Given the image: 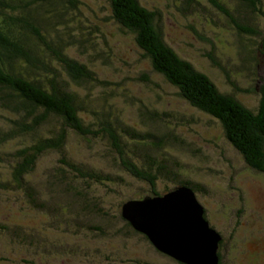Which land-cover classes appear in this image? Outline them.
<instances>
[{
	"label": "trees",
	"instance_id": "16d2710c",
	"mask_svg": "<svg viewBox=\"0 0 264 264\" xmlns=\"http://www.w3.org/2000/svg\"><path fill=\"white\" fill-rule=\"evenodd\" d=\"M207 1L230 15L221 0ZM237 1L251 14L259 11L262 3ZM150 2L109 0L113 22L132 36L153 70L192 108L219 121L237 153L253 170L264 173V85L256 110L246 107L234 94L220 91L209 76L168 44L162 31L161 11ZM181 2L187 9L203 7L198 0ZM76 8V0H0V198L16 195L24 204L19 214L38 208L58 218L63 213L56 210L57 202L66 201L67 211L62 212L85 216L81 221L87 224L81 223L79 228L93 236H108L114 245L122 236L144 237L120 214L125 201L117 209L109 202L119 187H127L128 178L146 185L133 196L134 200L182 186L197 193L202 187L181 178V165L164 154L172 149L180 153L176 144L181 141L173 132L167 133L169 126L160 121V113L146 110L141 115L145 117L141 119L142 128H124L119 134L114 120L105 112L106 104L100 102L103 99L98 97L92 103L81 95L78 88L89 91L98 79L80 56L72 54L77 46L86 49L84 43L91 47L80 26H73L69 20ZM240 30L247 35L258 34L249 25ZM88 55L93 62L91 53ZM153 123H157L154 132L145 128ZM76 142L89 145L91 151L101 145L104 152L91 162L70 146ZM48 155L57 158L45 170V178L50 179L49 193H45L36 177ZM161 180L172 182L174 188L158 190ZM95 187L100 188L96 194ZM118 222L124 223L119 230ZM2 224L0 233L14 235L20 247L39 246L31 228L26 229L22 223Z\"/></svg>",
	"mask_w": 264,
	"mask_h": 264
},
{
	"label": "rangeland",
	"instance_id": "374dc122",
	"mask_svg": "<svg viewBox=\"0 0 264 264\" xmlns=\"http://www.w3.org/2000/svg\"><path fill=\"white\" fill-rule=\"evenodd\" d=\"M150 1L161 11L165 40L180 57L209 76L220 91L234 94L250 109L259 108L264 85V0L253 14L237 0H221L229 16L207 0H198L203 5L198 10L185 8L181 0ZM76 7L69 20L73 26H80L91 47L84 43L86 49L77 46L72 54L80 56L98 79L89 91L78 88L81 95L92 103L98 97L103 99L100 102L106 104L105 112L114 120L119 134L124 128H142L141 119L145 117L141 115L146 110L160 113V121L169 126L167 133L173 132L181 141L176 144L180 153L172 149L164 154L181 165V178L204 189L200 188L196 195L210 225L222 237L217 247L222 264H264V173L253 170L237 153L219 121L192 108L153 70L132 36L113 22L109 0H76ZM243 25L252 26L258 34H243ZM145 128L154 132L157 123ZM155 134L159 135L157 131ZM70 146L91 162L104 152L101 145L92 151L85 143ZM56 158L46 156L37 172V184L45 193H49L50 181L45 178V170L52 167ZM126 182L127 187H119L109 200L115 209L146 189L134 178ZM167 187L172 189L174 184L161 180L157 185L162 192ZM98 191V187L93 190L95 194ZM15 196L0 198V224L22 223L26 229L31 228L39 246L20 247L14 235L1 232L0 264H163L161 259H167L140 234L122 236L114 245L108 236L91 235L78 227L87 224L81 221L85 216L62 212L67 211L66 201L57 202L56 210L63 213L61 218L38 208L19 214L24 204ZM123 224L117 223L118 230ZM170 260L165 263L174 264Z\"/></svg>",
	"mask_w": 264,
	"mask_h": 264
},
{
	"label": "water",
	"instance_id": "95a60500",
	"mask_svg": "<svg viewBox=\"0 0 264 264\" xmlns=\"http://www.w3.org/2000/svg\"><path fill=\"white\" fill-rule=\"evenodd\" d=\"M122 217L161 253L187 264H219L221 235L210 226L204 206L191 188L129 200Z\"/></svg>",
	"mask_w": 264,
	"mask_h": 264
},
{
	"label": "flooded vegetation",
	"instance_id": "af4514ba",
	"mask_svg": "<svg viewBox=\"0 0 264 264\" xmlns=\"http://www.w3.org/2000/svg\"><path fill=\"white\" fill-rule=\"evenodd\" d=\"M222 243H223V241H222ZM221 243V244H222ZM159 252V251H158ZM161 253V252H160ZM163 254V253H162ZM165 257L167 258V259H165V260H170V259H173V258H170L169 256H167V255H165ZM220 257H221V255H220ZM165 260L164 259H161V261L163 262V264H168V263H165ZM175 260V259H174ZM172 263H174V264H177L175 261H173V260H170ZM219 264H222V258H220V261H219Z\"/></svg>",
	"mask_w": 264,
	"mask_h": 264
},
{
	"label": "clouds",
	"instance_id": "9594fccd",
	"mask_svg": "<svg viewBox=\"0 0 264 264\" xmlns=\"http://www.w3.org/2000/svg\"><path fill=\"white\" fill-rule=\"evenodd\" d=\"M211 226V225H210ZM212 227V226H211ZM213 228V227H212ZM214 229V228H213Z\"/></svg>",
	"mask_w": 264,
	"mask_h": 264
}]
</instances>
